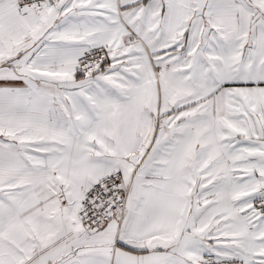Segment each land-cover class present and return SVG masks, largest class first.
I'll return each instance as SVG.
<instances>
[{"label": "snow or ice", "instance_id": "obj_1", "mask_svg": "<svg viewBox=\"0 0 264 264\" xmlns=\"http://www.w3.org/2000/svg\"><path fill=\"white\" fill-rule=\"evenodd\" d=\"M0 264H264V0H0Z\"/></svg>", "mask_w": 264, "mask_h": 264}]
</instances>
